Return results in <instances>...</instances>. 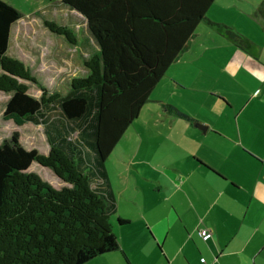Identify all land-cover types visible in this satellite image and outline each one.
Returning <instances> with one entry per match:
<instances>
[{
  "label": "crops",
  "instance_id": "obj_1",
  "mask_svg": "<svg viewBox=\"0 0 264 264\" xmlns=\"http://www.w3.org/2000/svg\"><path fill=\"white\" fill-rule=\"evenodd\" d=\"M207 17L239 34L243 47L223 28L199 25L189 49L169 67L147 103L156 107L148 110L157 127L152 132L170 135V145L147 143L148 157H139L141 148L134 151L131 163L118 172L126 183L119 193L108 160L98 173L86 144L77 151L68 146L74 155L82 154L93 188L114 202L120 250L86 264H264V1L216 0ZM242 18L256 23L257 30L239 25ZM75 31L78 45L65 38L64 44L77 52L84 66L95 43L87 30ZM47 52L35 72L50 91L61 69L58 55ZM228 53L230 59L224 60ZM84 68L86 77L89 70ZM60 116L65 128L61 111ZM196 125L207 127L206 132ZM44 134L47 155L51 147L46 130ZM79 139L78 132L67 136L69 142ZM51 174L57 189L69 186ZM118 219L128 223L121 225ZM203 229L213 233L209 241L199 236Z\"/></svg>",
  "mask_w": 264,
  "mask_h": 264
},
{
  "label": "trees",
  "instance_id": "obj_2",
  "mask_svg": "<svg viewBox=\"0 0 264 264\" xmlns=\"http://www.w3.org/2000/svg\"><path fill=\"white\" fill-rule=\"evenodd\" d=\"M215 2L63 0L86 19V30L95 43L83 61L88 75L74 78L63 95L51 93L30 67L8 55L12 27L24 15L0 0V92L11 93L4 120L18 126L46 125L47 112L58 107L67 123L65 128L59 122L45 126L51 147L47 155L27 150L19 133L0 145V264H86L120 250L111 223L114 202L93 188L82 154L74 155L68 146L77 151L86 144L95 155L96 170L102 172L203 22L223 28L242 48L239 34L208 19ZM44 25L78 45L75 30L49 20ZM26 82L40 88V99L29 94ZM75 132L80 139L69 142L67 136ZM34 162L52 169L69 186L54 188L30 172ZM118 223L128 222L118 219Z\"/></svg>",
  "mask_w": 264,
  "mask_h": 264
},
{
  "label": "rangeland",
  "instance_id": "obj_3",
  "mask_svg": "<svg viewBox=\"0 0 264 264\" xmlns=\"http://www.w3.org/2000/svg\"><path fill=\"white\" fill-rule=\"evenodd\" d=\"M3 1L15 7L24 15L23 18L12 27V38L8 55L17 59H20L19 57L22 58L23 56L22 59L27 62L24 63L30 67L35 76L36 67L40 63L41 55L45 52V50L48 51L47 53L50 57H53V55H58V68L61 69V74L57 82H54L53 85H49L50 92L56 90L57 92L59 91L65 95L68 92V84L70 83L71 79L76 77H84L86 69L82 64L80 56L76 54L77 52H73V50L66 47L63 40L64 37L59 36L60 38H58L54 35L55 38H53V33H51V31L44 25V20L53 21L59 25L67 26L72 30H86V19L77 11L65 5L63 0ZM257 1L261 2L264 0ZM237 22L239 25L241 24L242 26L248 28V30H257L256 23L248 24L247 21L243 20V18L237 20ZM248 30L247 32H249ZM56 39L61 40L57 41ZM226 59H230L229 53L224 56V60ZM26 83L29 85V94L37 99L40 98L42 95L40 88L37 85H34L32 82ZM45 87L48 88L47 86ZM159 93L160 92L158 90L155 96L159 95ZM155 96L153 97L155 98ZM10 98L11 93L0 92V145H2L5 140L10 139L14 133H19L20 142L27 150L36 149L39 150L41 154H44L43 147L48 145L44 134L45 126L41 124L35 125L30 122L23 126H18L11 120H4L3 115ZM151 108H156L153 102L145 105L142 115L129 128L118 148H116V150L111 154L110 158H108V161L106 162L115 193H119L121 190L120 188L123 185H126L125 182L119 179L118 172L121 169H125L127 163H131L134 151L138 152V149L141 148L139 153L141 155L139 157H148L150 150L147 148V143H152L151 145L154 147H156L154 144L157 143H163L166 146L170 145L172 140L170 135L164 134L161 136L160 134L155 133L156 130L154 133L152 132V129L157 127H155L154 123L151 121L152 115L150 116L148 113V110ZM47 119L48 124L51 125L55 122V124L58 125L57 123L61 121L60 109L55 107L49 113ZM160 130H163L162 126L160 127ZM46 169L48 170L45 171V167H42L38 163L34 162L29 171L38 174L43 180L51 184L54 188L60 187L56 184V181H54V176L51 174L54 173L53 170L50 168ZM111 223L114 226L117 225L115 216H111Z\"/></svg>",
  "mask_w": 264,
  "mask_h": 264
},
{
  "label": "built area",
  "instance_id": "obj_4",
  "mask_svg": "<svg viewBox=\"0 0 264 264\" xmlns=\"http://www.w3.org/2000/svg\"><path fill=\"white\" fill-rule=\"evenodd\" d=\"M199 236L204 240V241H209L213 237V233L207 229H203L199 231Z\"/></svg>",
  "mask_w": 264,
  "mask_h": 264
},
{
  "label": "water",
  "instance_id": "obj_5",
  "mask_svg": "<svg viewBox=\"0 0 264 264\" xmlns=\"http://www.w3.org/2000/svg\"><path fill=\"white\" fill-rule=\"evenodd\" d=\"M196 127H197L198 129H200L201 131H203V132H206V130H207V127H205V126H203V125H196Z\"/></svg>",
  "mask_w": 264,
  "mask_h": 264
}]
</instances>
